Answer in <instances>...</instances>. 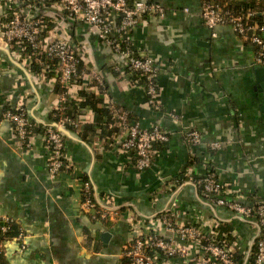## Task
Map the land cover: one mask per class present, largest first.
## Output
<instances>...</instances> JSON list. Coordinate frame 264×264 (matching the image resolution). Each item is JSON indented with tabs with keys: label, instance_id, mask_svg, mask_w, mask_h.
<instances>
[{
	"label": "crops",
	"instance_id": "crops-1",
	"mask_svg": "<svg viewBox=\"0 0 264 264\" xmlns=\"http://www.w3.org/2000/svg\"><path fill=\"white\" fill-rule=\"evenodd\" d=\"M258 1L227 3L235 10ZM159 2L168 9L166 15L143 17L132 31V42L137 54L158 65L161 112L146 106L145 94L132 82L124 61L101 44L86 23L70 19L65 27L79 55L101 75L106 90L101 94L108 98L100 95L102 102L127 109L143 127L159 125L170 133L169 140L155 146L150 168L136 171L127 161L129 153L100 126L78 134L92 122L90 113L79 129L62 130L69 162L51 179L43 133L34 129L30 146L21 148L12 125L0 120V234L16 227L13 235L0 237V264H126L122 253L131 239L127 213L122 209L112 220L101 221L80 212L83 180L90 181L98 198L110 195L145 217L172 206L188 221L199 217L225 222L232 228L236 251L243 254L238 264H249L254 223L212 204L183 179L189 162L183 133L191 126L200 132L195 174L210 169L245 204L251 205L254 197L264 200V70L253 61V45L229 25L217 26L211 35L199 17L201 0ZM31 63L12 53L0 38V115L22 99L29 121L53 126L57 76L42 77L43 71L34 72ZM115 63L122 75L112 69ZM76 91L98 95L87 83H77ZM169 112L179 119L170 118ZM214 141L222 142V148L209 149ZM175 180L178 187L168 188ZM19 233L22 240L17 239ZM170 264L188 263L173 259Z\"/></svg>",
	"mask_w": 264,
	"mask_h": 264
},
{
	"label": "built area",
	"instance_id": "built-area-1",
	"mask_svg": "<svg viewBox=\"0 0 264 264\" xmlns=\"http://www.w3.org/2000/svg\"><path fill=\"white\" fill-rule=\"evenodd\" d=\"M13 3L16 2L0 0V38L26 64L31 61L41 63L39 59L43 58L42 77H45L46 69L52 66L63 88L62 93L57 94L52 109L56 110L57 120L53 126L45 127L42 136L49 149L46 167L51 179L69 162L65 152V136L60 129L66 126L79 129L91 113L87 110L77 119L66 116L63 106L66 96L76 93L77 83L93 82L89 85L91 91L108 100L106 93H98L101 75L85 56L79 55L73 37L66 30L67 20L86 23L99 42L124 61L132 75V82L145 94L146 106L163 111L156 83L158 65L152 58L137 54L132 42V31L143 17L162 18L168 12L159 0H53L50 5L44 0H18V4ZM46 6L49 8L45 10ZM183 11L188 12V9ZM256 14L261 21L249 23V19ZM199 17L213 36L217 26L229 25L241 39L253 45L254 63L264 66V4L259 11L247 9L233 13L223 8L222 0H201ZM45 18L52 23L49 28H46ZM112 69L122 75L119 64L112 65ZM139 79H142V83H138ZM167 115L176 121L179 119L174 112ZM2 119L12 125L18 145L28 148L33 122L27 117L23 100L19 99L11 109L3 111L0 115ZM108 125L109 128H116L111 136L117 138L124 152L129 153V165L139 172L152 166L153 144L165 143L170 138V133L157 124L143 127L125 108H115ZM183 136L189 153L188 168L183 179L191 182L200 195L212 204L254 223L253 264H264V200L256 198L251 205L245 204L241 195L232 196L229 184L222 183L210 169L195 174L194 167L202 145L200 132L191 126ZM222 146V142L214 141L208 148L219 150ZM179 184V180H175L168 188L175 189ZM127 204L118 203L110 195L98 198L90 181H82L80 212L101 221L112 220L122 209L127 213L131 239L122 253L126 264H170L173 259H182L188 264H237L232 255L236 251L234 240L221 244L211 237L216 220L207 222L195 217L193 221H188L172 206L165 207L154 217H145ZM8 227L3 225L2 229L7 230ZM23 238L22 233L17 235V239Z\"/></svg>",
	"mask_w": 264,
	"mask_h": 264
},
{
	"label": "trees",
	"instance_id": "trees-1",
	"mask_svg": "<svg viewBox=\"0 0 264 264\" xmlns=\"http://www.w3.org/2000/svg\"><path fill=\"white\" fill-rule=\"evenodd\" d=\"M46 3H48L49 1L44 0ZM53 1V0H52ZM264 4V0H259L256 4L251 5L249 7H244L241 8L239 6V9H232V6L227 3V0H222V5L224 9H227L230 12H242L245 11L247 9H251V10H255V11H259L261 9V7ZM46 20V28H49V26L52 24L51 21H48L47 18H45ZM261 21V17L256 14L254 15L251 19H249V23H259ZM39 60H41V63H37L32 61L31 63V69L34 72H39L44 63H43V58H40ZM52 66L46 69L45 74L47 76H50L53 73L52 70ZM80 81V79H79ZM138 83H142V79H139ZM93 84V82L91 83ZM90 85V83L88 84ZM99 92L101 93V91L106 92L103 81L102 83L99 84L98 86ZM53 91L58 93H62L63 88L60 86L59 82H56L53 86ZM96 104H99V106H97ZM63 106L65 107L64 109V113L66 114V116L70 117L71 119H77L80 115H82L83 113H85V111L89 110L91 112L92 115V122L85 124L83 126V130L82 132L78 133L80 136H83L85 133H91L93 131V128L95 126H100L101 129L103 131H107L108 134H112L113 132L116 131L115 127L109 128L108 124L111 122V117H112V113L113 110L117 107H111L109 105H107V103L102 102V97L99 95L97 96H93L90 93H86L85 91H76V93L74 95H68L65 98V101L63 103ZM50 117L52 119L53 122H55L57 120V114H56V110H52ZM131 117H134L131 115ZM103 118H106L107 120V124L104 125L105 123H102ZM32 130L31 132L35 129V131H41V133L44 134L45 131V126H41V125H36V123H33L32 126ZM68 129H71V127H67ZM31 132L29 133V135L31 134ZM157 144L159 143H154L153 144V148H155V146H157ZM84 181V180H83ZM256 200V197H254L253 202ZM216 226L214 227L211 237L213 238V240L216 243H221V244H227L230 243L234 240L233 235H232V228L230 226H227V224L225 222L222 221H217L216 220ZM9 230V229H8ZM16 231V227L15 225L10 226V230L5 232L4 234H0V237H8L14 234V232ZM254 244L252 245V253L250 254V258H249V264H253V252H254ZM233 259L234 261L238 264V262L242 261L243 258V254L239 253L237 251L233 252Z\"/></svg>",
	"mask_w": 264,
	"mask_h": 264
},
{
	"label": "water",
	"instance_id": "water-1",
	"mask_svg": "<svg viewBox=\"0 0 264 264\" xmlns=\"http://www.w3.org/2000/svg\"><path fill=\"white\" fill-rule=\"evenodd\" d=\"M257 67V66H256ZM258 68H261V69H263L264 70V66H262V65H258ZM257 68V69H258ZM261 69H258V70H261ZM65 128H61L60 130H64Z\"/></svg>",
	"mask_w": 264,
	"mask_h": 264
}]
</instances>
